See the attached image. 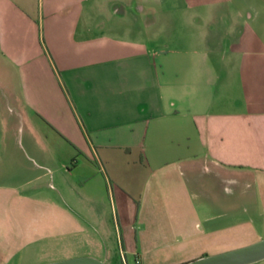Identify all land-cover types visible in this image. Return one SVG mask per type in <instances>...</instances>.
Instances as JSON below:
<instances>
[{
    "label": "crops",
    "instance_id": "1",
    "mask_svg": "<svg viewBox=\"0 0 264 264\" xmlns=\"http://www.w3.org/2000/svg\"><path fill=\"white\" fill-rule=\"evenodd\" d=\"M244 174L264 177V0H0V264L43 242L179 264L201 212L180 193Z\"/></svg>",
    "mask_w": 264,
    "mask_h": 264
},
{
    "label": "rangeland",
    "instance_id": "2",
    "mask_svg": "<svg viewBox=\"0 0 264 264\" xmlns=\"http://www.w3.org/2000/svg\"><path fill=\"white\" fill-rule=\"evenodd\" d=\"M201 182L200 187H189L188 185L187 190L180 193L179 197L182 201H194L201 205L199 223L193 225L191 233L185 237L194 241L191 245L194 255L182 260L186 261L212 254L264 237V177L252 178L250 174H244L238 182H232L215 178L212 181V179L205 176ZM108 216L110 218L104 222L102 227L106 235L111 234L115 237L116 230L120 233L124 232L126 228H130L129 226L135 216V208L130 209L126 220L121 218L119 208L118 217L115 210H113V213L109 210ZM207 216L212 218L213 223L210 225L209 222L205 221ZM183 240L181 239L179 243ZM215 242L217 245L226 247H214ZM60 248H54L53 246L49 248L43 242L42 250L33 255L32 260L41 264L77 255H91L76 253L85 250L81 246ZM92 256L105 261L102 257ZM127 258L129 263L132 264V255H128ZM169 258L167 255H156L150 256L149 260L151 261L150 264H167ZM112 259L113 264H123L122 257L118 252L115 253ZM247 264H264V258Z\"/></svg>",
    "mask_w": 264,
    "mask_h": 264
},
{
    "label": "water",
    "instance_id": "3",
    "mask_svg": "<svg viewBox=\"0 0 264 264\" xmlns=\"http://www.w3.org/2000/svg\"><path fill=\"white\" fill-rule=\"evenodd\" d=\"M264 258V237L253 242L195 257L179 264H247ZM41 264H107L92 255H77Z\"/></svg>",
    "mask_w": 264,
    "mask_h": 264
},
{
    "label": "built area",
    "instance_id": "4",
    "mask_svg": "<svg viewBox=\"0 0 264 264\" xmlns=\"http://www.w3.org/2000/svg\"><path fill=\"white\" fill-rule=\"evenodd\" d=\"M122 261H123V264H127L126 261H125L124 256H122ZM138 261H139V259L136 257V258H135V262H138Z\"/></svg>",
    "mask_w": 264,
    "mask_h": 264
}]
</instances>
